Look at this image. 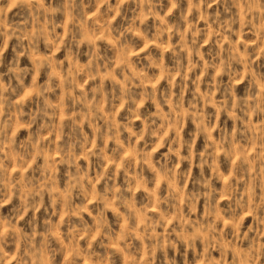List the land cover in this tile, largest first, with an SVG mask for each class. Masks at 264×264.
Masks as SVG:
<instances>
[{
	"label": "clouds",
	"instance_id": "obj_1",
	"mask_svg": "<svg viewBox=\"0 0 264 264\" xmlns=\"http://www.w3.org/2000/svg\"><path fill=\"white\" fill-rule=\"evenodd\" d=\"M0 264H264V0H0Z\"/></svg>",
	"mask_w": 264,
	"mask_h": 264
}]
</instances>
